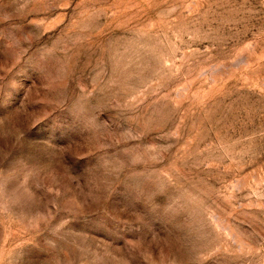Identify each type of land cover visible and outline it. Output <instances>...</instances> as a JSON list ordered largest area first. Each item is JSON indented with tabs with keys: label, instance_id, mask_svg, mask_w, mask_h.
Segmentation results:
<instances>
[{
	"label": "rangeland",
	"instance_id": "rangeland-1",
	"mask_svg": "<svg viewBox=\"0 0 264 264\" xmlns=\"http://www.w3.org/2000/svg\"><path fill=\"white\" fill-rule=\"evenodd\" d=\"M0 264H264V0H0Z\"/></svg>",
	"mask_w": 264,
	"mask_h": 264
}]
</instances>
